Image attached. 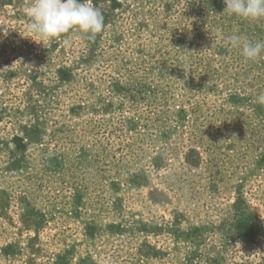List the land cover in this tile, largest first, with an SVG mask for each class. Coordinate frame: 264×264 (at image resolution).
<instances>
[{"label":"rangeland","instance_id":"rangeland-1","mask_svg":"<svg viewBox=\"0 0 264 264\" xmlns=\"http://www.w3.org/2000/svg\"><path fill=\"white\" fill-rule=\"evenodd\" d=\"M31 3L0 0V264H264V52L222 43L264 18L92 0L95 41L42 44Z\"/></svg>","mask_w":264,"mask_h":264},{"label":"clouds","instance_id":"clouds-1","mask_svg":"<svg viewBox=\"0 0 264 264\" xmlns=\"http://www.w3.org/2000/svg\"><path fill=\"white\" fill-rule=\"evenodd\" d=\"M224 12L236 17L257 20L264 18V0H224ZM29 17L26 31L35 37L33 41L51 42L69 33L83 34L95 41L105 28V16L94 7L92 0H32L26 8ZM65 45L71 41L64 39ZM225 47L240 48L246 60L255 61L264 52V41H251L239 35H224ZM264 104V93L257 98Z\"/></svg>","mask_w":264,"mask_h":264},{"label":"trees","instance_id":"trees-1","mask_svg":"<svg viewBox=\"0 0 264 264\" xmlns=\"http://www.w3.org/2000/svg\"><path fill=\"white\" fill-rule=\"evenodd\" d=\"M15 142H18V139H15ZM187 162L189 164H191V165H195L196 164V163L193 164V162H195V161H193V162L192 161H187ZM240 210H241L240 213L242 214V211H244V210L243 209H240ZM238 235L240 236L239 238L241 240H243L244 242L250 240V236H249L248 229H247L246 225H244V227L240 226V229L238 231Z\"/></svg>","mask_w":264,"mask_h":264}]
</instances>
